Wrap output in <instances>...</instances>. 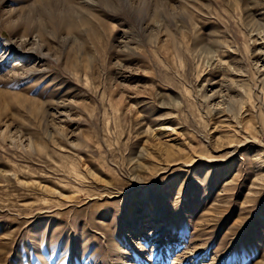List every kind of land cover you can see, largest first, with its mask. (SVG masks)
<instances>
[{
    "label": "rangeland",
    "instance_id": "rangeland-1",
    "mask_svg": "<svg viewBox=\"0 0 264 264\" xmlns=\"http://www.w3.org/2000/svg\"><path fill=\"white\" fill-rule=\"evenodd\" d=\"M0 264H264V0H0Z\"/></svg>",
    "mask_w": 264,
    "mask_h": 264
}]
</instances>
